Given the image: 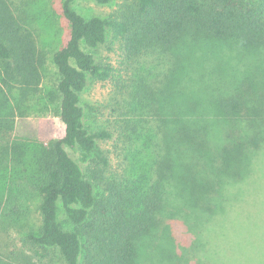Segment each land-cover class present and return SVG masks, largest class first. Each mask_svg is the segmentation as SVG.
<instances>
[{
    "label": "trees",
    "instance_id": "trees-1",
    "mask_svg": "<svg viewBox=\"0 0 264 264\" xmlns=\"http://www.w3.org/2000/svg\"><path fill=\"white\" fill-rule=\"evenodd\" d=\"M80 2L116 9L86 17L75 8ZM62 13L70 38L53 64L64 135L20 136L18 117L51 111L49 93L40 88L45 58L21 27L13 0H0V184L12 196L10 216L27 215V202L39 198V223L26 225L22 247L0 251V264H225L210 260L209 230L186 246L174 226L188 231L189 222L223 217L256 169L264 147V84L246 80L234 93L213 98L208 110L178 105L159 148L162 158L158 152L151 164L135 153L124 174L112 171L100 143L111 134L92 130L82 99L92 83L117 77L95 54L109 42L119 43L127 59L181 50L189 40L264 52V0H63ZM144 140L148 151L150 137ZM147 236L151 252L141 262Z\"/></svg>",
    "mask_w": 264,
    "mask_h": 264
},
{
    "label": "rangeland",
    "instance_id": "rangeland-1",
    "mask_svg": "<svg viewBox=\"0 0 264 264\" xmlns=\"http://www.w3.org/2000/svg\"><path fill=\"white\" fill-rule=\"evenodd\" d=\"M13 3L22 16L21 27L32 35L38 51L45 58L40 88L42 95L49 93L46 102L51 110L47 115L37 113L32 117H18L17 135L41 139L48 133L62 137L64 125L57 116L59 76L53 56L70 38V26L62 13L63 0H13ZM115 7V4L101 7L93 2L75 5L76 10L86 17H106ZM187 45L181 50H156L132 59H127L119 43L109 42L95 52L98 59L116 68L117 77L107 82L92 83L82 102L92 130L111 134V138L100 143L109 153L113 172L124 174L135 153L137 160L151 164L158 152V157L162 158L165 152L159 148L165 146L163 136L170 128L176 111L174 108L178 105L189 108L197 105L199 110L205 105L208 110L213 98L234 93L246 80L264 84V52L225 42L189 40ZM217 117L224 120L220 115ZM213 118L207 120H215ZM148 137L151 145L145 151L144 139ZM154 137L156 139L152 143L151 138ZM254 167L256 169L249 180L243 182L238 193L232 195L225 205L223 217L212 218L213 222L207 224L189 222L188 231L186 226L177 223L174 234L178 241L188 246L193 237L209 230L213 240H209L206 250L212 262L264 264V147L255 157ZM0 185V251H6L7 255L11 250L22 247L26 225L39 223V198L34 197L27 202V215L10 216L7 208L13 203L10 201L12 196L7 187L5 190L3 184ZM60 218L67 225L63 212ZM151 243V236H147L142 248L139 246L141 262L149 257ZM237 255L238 262H234ZM203 259L206 260L205 257Z\"/></svg>",
    "mask_w": 264,
    "mask_h": 264
}]
</instances>
